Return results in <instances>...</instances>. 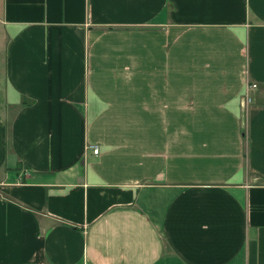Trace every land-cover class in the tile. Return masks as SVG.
<instances>
[{
    "label": "crops",
    "instance_id": "1",
    "mask_svg": "<svg viewBox=\"0 0 264 264\" xmlns=\"http://www.w3.org/2000/svg\"><path fill=\"white\" fill-rule=\"evenodd\" d=\"M0 28V264H264V0H0Z\"/></svg>",
    "mask_w": 264,
    "mask_h": 264
},
{
    "label": "built area",
    "instance_id": "2",
    "mask_svg": "<svg viewBox=\"0 0 264 264\" xmlns=\"http://www.w3.org/2000/svg\"><path fill=\"white\" fill-rule=\"evenodd\" d=\"M245 100H248L251 102L252 97L251 95H247V97L245 98ZM91 147L93 148L94 152H98L99 151V147L97 144H91Z\"/></svg>",
    "mask_w": 264,
    "mask_h": 264
},
{
    "label": "rangeland",
    "instance_id": "3",
    "mask_svg": "<svg viewBox=\"0 0 264 264\" xmlns=\"http://www.w3.org/2000/svg\"><path fill=\"white\" fill-rule=\"evenodd\" d=\"M0 35H2V31H1V28H0Z\"/></svg>",
    "mask_w": 264,
    "mask_h": 264
}]
</instances>
